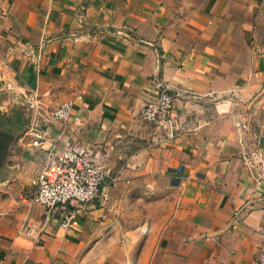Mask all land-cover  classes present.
I'll return each instance as SVG.
<instances>
[{"label":"crops","instance_id":"0c3cea01","mask_svg":"<svg viewBox=\"0 0 264 264\" xmlns=\"http://www.w3.org/2000/svg\"><path fill=\"white\" fill-rule=\"evenodd\" d=\"M0 78V117L21 121L0 264H258L264 184L246 155L264 141V0H0ZM153 81L173 95L167 128L139 116ZM67 101L71 119H46ZM69 147L115 184L102 206L70 204L63 230L31 197Z\"/></svg>","mask_w":264,"mask_h":264},{"label":"built area","instance_id":"2783aa9c","mask_svg":"<svg viewBox=\"0 0 264 264\" xmlns=\"http://www.w3.org/2000/svg\"><path fill=\"white\" fill-rule=\"evenodd\" d=\"M153 85L156 88L155 99L141 109L139 116L145 122L167 128L171 124V112L174 107L173 95L160 82L153 81ZM22 98L29 101L31 109L40 107L33 96L29 99L22 94ZM78 99L80 100L81 97L79 96ZM73 104L72 101L60 104L46 113V119L68 121L72 117ZM78 124L77 120L73 121V125L78 126ZM27 131L35 138V145L45 143L44 137L39 134L34 123L29 125ZM256 142V150L247 153L246 161L254 175L264 184V141L258 138ZM59 165L60 172L54 179L49 178L46 173L38 176L36 191L31 201L42 206L47 212L60 211L59 227L67 230L73 221V211L69 210L68 206L73 202L81 206L89 204L94 206L97 202V205L102 206L107 200V194L102 188L107 184L114 185L115 179L112 178L111 171L104 164L90 159L83 152L71 147L59 157ZM25 232L30 236L37 235L33 228H27ZM257 263L264 264V249L257 255Z\"/></svg>","mask_w":264,"mask_h":264},{"label":"trees","instance_id":"16d2710c","mask_svg":"<svg viewBox=\"0 0 264 264\" xmlns=\"http://www.w3.org/2000/svg\"><path fill=\"white\" fill-rule=\"evenodd\" d=\"M4 116V114L3 115H1V117H0V127H2L3 126V124H5L6 125V127H7V125H9L10 126V124H19V127H20V123H21V121L18 119L17 120V118L15 117V116H9V117H7V118H5V117H3ZM13 118H15V119H13ZM12 120H14V121H12ZM8 126V127H9ZM19 129V128H18ZM17 129V130H18ZM0 138L2 139V140H4L5 139V141L4 142H6V144L7 145H3L2 143H0V159H1V162H0V168H2L4 165H5V163H4V161H3V158L5 159V158H7V156H8V152H9V147L12 145V143H13V138L11 137V135H10V133L9 132H3V131H0ZM2 154H3V156H2ZM4 163V164H3ZM255 174L256 175H258V173L257 172H255Z\"/></svg>","mask_w":264,"mask_h":264},{"label":"rangeland","instance_id":"374dc122","mask_svg":"<svg viewBox=\"0 0 264 264\" xmlns=\"http://www.w3.org/2000/svg\"><path fill=\"white\" fill-rule=\"evenodd\" d=\"M1 84H4V81H3V79L2 78H0V107H3L4 108V106H2L3 105V102H5V101H7V100H9L10 99V97H11V94H10V92H11V90H9L7 87H4L5 85H2L1 86ZM2 87V88H1ZM10 91V92H9ZM14 108L16 109V106L14 105V107H13V110H14ZM4 111V110H3ZM14 112H16V111H14ZM6 114H4V116L3 117H5L6 118V116H5ZM9 125H7V127H6V125L5 124H3V126L2 127H0V131H3V132H10V131H12V130H17L18 128H19V124H10V126L8 127ZM8 130H10V131H8ZM11 135V134H10ZM12 138H13V136H11ZM5 141V139L4 140H2L1 138H0V143H2L3 145H7L6 144V142H4ZM2 156H3V154H2ZM6 159L7 158H3V161H4V163H6L7 161H6ZM0 162H1V159H0ZM3 163V164H4ZM6 171H5V165L2 167V168H0V180L1 179H3L4 177H5V175H6V173H5ZM1 193H3V191H2V189H0V194Z\"/></svg>","mask_w":264,"mask_h":264},{"label":"water","instance_id":"95a60500","mask_svg":"<svg viewBox=\"0 0 264 264\" xmlns=\"http://www.w3.org/2000/svg\"><path fill=\"white\" fill-rule=\"evenodd\" d=\"M3 110V108H0V111H2Z\"/></svg>","mask_w":264,"mask_h":264}]
</instances>
